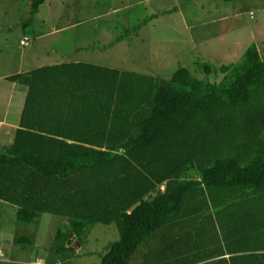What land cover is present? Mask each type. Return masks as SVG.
I'll return each instance as SVG.
<instances>
[{
    "label": "trees",
    "instance_id": "16d2710c",
    "mask_svg": "<svg viewBox=\"0 0 264 264\" xmlns=\"http://www.w3.org/2000/svg\"><path fill=\"white\" fill-rule=\"evenodd\" d=\"M31 1L33 19L48 0ZM203 69L215 81L89 64L10 77L29 93L14 144L0 149V203L27 226L65 219L79 239L115 225L101 264H264V57L253 45Z\"/></svg>",
    "mask_w": 264,
    "mask_h": 264
},
{
    "label": "rangeland",
    "instance_id": "374dc122",
    "mask_svg": "<svg viewBox=\"0 0 264 264\" xmlns=\"http://www.w3.org/2000/svg\"><path fill=\"white\" fill-rule=\"evenodd\" d=\"M31 7V0H0V78L17 74L24 68L27 70L32 65L43 67L37 57L49 63L54 61V51L71 55L77 48H88L92 53H81L88 63L118 70L138 69L133 72L139 71V74L160 81H170L179 69L186 68L195 78L208 82L215 78L205 74L203 65L207 59L203 56L186 57L182 52L171 65L163 60L157 63L158 71L151 69L155 58L153 48L167 44L168 39L172 40V48H178V42L191 48L190 42L196 32L192 33L191 26L209 23L213 17L218 26H208V36L219 40L216 48L227 44L226 34L233 31L244 38L239 48L264 41V0H48L33 19ZM165 12L171 16L164 17ZM155 16L158 20L151 22L142 31L143 35L142 32L136 34L139 39L116 45L126 31H132ZM155 38L162 42L154 41ZM25 39L30 40L28 46L22 45ZM111 45L115 48L108 50ZM212 63L216 67L223 66ZM223 77L220 76L219 81ZM13 86L6 80L1 81L0 117L4 118L3 106L9 94L14 95ZM21 90L19 87L18 95ZM18 107L23 109L20 100L9 111V125L19 118ZM5 143L8 146L10 141ZM17 213V208L0 203V264H101L108 249L120 239L115 225H94L79 239L71 235V225L65 219L43 215L38 223L27 226L18 221ZM60 231L70 237L58 244ZM23 237H29L32 245L17 244ZM58 246L68 251L56 252Z\"/></svg>",
    "mask_w": 264,
    "mask_h": 264
},
{
    "label": "crops",
    "instance_id": "0c3cea01",
    "mask_svg": "<svg viewBox=\"0 0 264 264\" xmlns=\"http://www.w3.org/2000/svg\"><path fill=\"white\" fill-rule=\"evenodd\" d=\"M251 13H253V11ZM254 14H255V12H254ZM168 16H171V14L166 15L164 17H168ZM253 19L254 18L251 17V20H253ZM156 20H158V17L154 20V22ZM220 20H222V19H220ZM220 20H219V23H220ZM253 21H256V19ZM197 22H199V21H197ZM187 24H189V23H187ZM205 24L207 26H205ZM208 26L217 27L218 26L217 19L213 17L209 23H198L196 25L191 26V30H193L192 33H194V31H196L194 34V37L191 39L192 42H190L191 48H187L186 45L183 46L181 42H178V44H179L178 48H172L174 45L172 43H170L172 40H169V39H168L167 44L164 43L163 45H159V48H153L155 58L153 60L154 65H152L151 69L157 70L158 66H159V65H157V63H160L161 60H163L164 62L168 61V62H170V65H171L173 60L178 59L180 56H182V52L187 54L186 57H190V56L192 57L194 55L197 58L198 57L202 58V56H203L204 58L207 59L206 63H211L213 65H214V63H212V62H216L217 64L218 63L222 64L223 66L238 63L240 61V59L244 57L247 50L250 48V47L249 48H239V46L243 43V40H244V38L241 36V34H237V32H235V31H233V33H227L226 34L227 44L219 45L216 48V45H217L216 42H219V40L216 41L215 39H213L212 36H208V32H209ZM147 28H148V26L143 28L140 32H142L143 30H145ZM141 35H143V32L141 33ZM156 36L159 37V34L156 33ZM223 36H225V35H223ZM251 36L253 37V35H251ZM134 39H139L136 34H134L133 37H131V36L128 37L122 43H116V45L117 44L121 45V44H124L125 42H128V40H134ZM155 39H154V41H156V42L158 41V43L162 42V40L160 38H158L156 40ZM252 40L253 39L250 38V42H252ZM235 42H237V43H235ZM254 45H256V47L258 48L260 55L262 57H264V41L262 40L259 44L255 43ZM182 46H183V48H181ZM251 46H253V45H251ZM113 47H110L108 50L112 49ZM94 51L97 52L96 50H94ZM105 52L103 53V55H105ZM52 53H54L53 56H55L53 59L54 61H51L49 63H45V60L43 58L37 57V59H39L41 62H43L42 63L43 67H35V65H32L33 67L27 66L29 68V69L27 68V70L24 68L17 74L0 78V90H1V81H3V80L8 81V79L10 77H13L16 75H27L33 71H36V70H39V69H42L45 67H54V66H61V65H68V64H89V65H94V66H99V67H105V66L97 65L98 63H94V62L88 63V61L87 62L85 61L86 59H83L84 56H81V53H84L86 55L89 53H92V51L88 48H77L74 50L73 53H71V55H69L68 53L66 54V52H63L62 54H60V53H56L54 51ZM242 54H243V56H242ZM48 55L51 56L50 54H48ZM56 55H58V56L56 57ZM188 55H190V56H188ZM97 59H98V56L96 58V62H97ZM170 65H169V67H170ZM30 68H32V69H30ZM105 68L118 70V69L112 68V67H105ZM128 70H130L129 72H133V70H138V69H133V70L128 69ZM121 71H127V70H121ZM158 71H159V69H158ZM138 72L134 71V73L139 74ZM141 75H144V74H141ZM145 76H148V75H145ZM12 84L14 85L13 86L14 87V95L9 94L8 99L6 98L7 104H6V106H3V108H5V115L3 114L4 118L0 117L1 118L0 119V149L2 148V146L6 148V147H10L14 144L17 131L20 129V126H21V120H22L24 109H25L27 96L29 93L28 87L20 85V84H16V83H12ZM19 87H21V89H22L20 92V95H18V93H17V90L19 89ZM23 88H24V90H23ZM17 98H18V100H17ZM19 100H20V102L22 101L23 109L18 107L19 118L14 120L13 125H9L8 124V122H9L8 121L9 111L13 110L15 103H17ZM6 140L10 141L8 146L5 143Z\"/></svg>",
    "mask_w": 264,
    "mask_h": 264
},
{
    "label": "built area",
    "instance_id": "2783aa9c",
    "mask_svg": "<svg viewBox=\"0 0 264 264\" xmlns=\"http://www.w3.org/2000/svg\"><path fill=\"white\" fill-rule=\"evenodd\" d=\"M29 39H25V41L22 42L23 46H28L29 45Z\"/></svg>",
    "mask_w": 264,
    "mask_h": 264
}]
</instances>
